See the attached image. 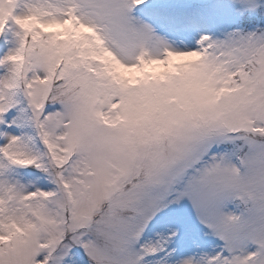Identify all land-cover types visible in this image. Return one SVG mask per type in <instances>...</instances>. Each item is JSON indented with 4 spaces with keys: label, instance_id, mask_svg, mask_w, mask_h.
<instances>
[{
    "label": "snow or ice",
    "instance_id": "6c2138e0",
    "mask_svg": "<svg viewBox=\"0 0 264 264\" xmlns=\"http://www.w3.org/2000/svg\"><path fill=\"white\" fill-rule=\"evenodd\" d=\"M0 264H264V0H0Z\"/></svg>",
    "mask_w": 264,
    "mask_h": 264
}]
</instances>
